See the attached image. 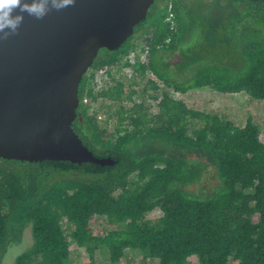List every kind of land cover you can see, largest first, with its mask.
I'll return each instance as SVG.
<instances>
[{"label":"trees","instance_id":"16d2710c","mask_svg":"<svg viewBox=\"0 0 264 264\" xmlns=\"http://www.w3.org/2000/svg\"><path fill=\"white\" fill-rule=\"evenodd\" d=\"M90 69L72 128L113 164L0 158V264L27 227L14 264H74L72 252L89 264H264L259 124L182 98L209 90L264 102V1L154 0Z\"/></svg>","mask_w":264,"mask_h":264},{"label":"water","instance_id":"95a60500","mask_svg":"<svg viewBox=\"0 0 264 264\" xmlns=\"http://www.w3.org/2000/svg\"><path fill=\"white\" fill-rule=\"evenodd\" d=\"M153 3L76 0L42 20L25 14L19 33L0 40V158L113 164L72 128L78 87L98 51L119 48Z\"/></svg>","mask_w":264,"mask_h":264},{"label":"rangeland","instance_id":"374dc122","mask_svg":"<svg viewBox=\"0 0 264 264\" xmlns=\"http://www.w3.org/2000/svg\"><path fill=\"white\" fill-rule=\"evenodd\" d=\"M142 37L137 34L132 41L136 42V44H140ZM134 52V54H138L140 57V53L138 49ZM132 53H129L126 56H120V57H129L131 56ZM122 60V59H121ZM127 71V69H126ZM125 71V72H126ZM123 72V71H119ZM117 72L115 75L118 76ZM127 73V72H126ZM149 80H156V78L150 73L147 74V77ZM162 87V86H161ZM169 94L173 98L179 97L178 92L170 91ZM182 98L186 102V104L189 107H193L198 110H202L203 108L206 107H220L221 103H225L228 106L232 107V111L234 113H237L238 116L241 118V121L244 122L246 117L251 115L254 117L255 121L258 122L259 124V139L264 142V102L260 101H255L250 99L246 94L243 92H238V93H231V94H218V93H212L209 90H190L187 93L182 95ZM98 105V103H97ZM96 105V106H97ZM115 106H112L111 110H113ZM106 109L101 108L100 110V118H103V113L105 112ZM112 126V122L109 121L108 127L110 128ZM159 212L158 211H153L150 212L147 217L152 218L157 216ZM31 243V237H30V229L27 227L24 230L23 233V238L21 243L18 246L11 247L7 253L5 254L4 260L1 264H14V258L15 256L22 251L23 249L27 248ZM81 262L79 263L78 258L79 254L77 252H72V257L71 259L73 260L74 264H89L88 258L82 254L81 255Z\"/></svg>","mask_w":264,"mask_h":264},{"label":"clouds","instance_id":"9594fccd","mask_svg":"<svg viewBox=\"0 0 264 264\" xmlns=\"http://www.w3.org/2000/svg\"><path fill=\"white\" fill-rule=\"evenodd\" d=\"M75 2L76 0H0V40L19 33L25 14L42 20L51 11H61L74 6ZM90 70L89 68L87 72Z\"/></svg>","mask_w":264,"mask_h":264},{"label":"built area","instance_id":"2783aa9c","mask_svg":"<svg viewBox=\"0 0 264 264\" xmlns=\"http://www.w3.org/2000/svg\"><path fill=\"white\" fill-rule=\"evenodd\" d=\"M140 59L141 60L143 59V54L140 55ZM106 70H107V67L106 66H103L102 68H100L98 70V74H104ZM83 101L84 102H88L86 99H84Z\"/></svg>","mask_w":264,"mask_h":264}]
</instances>
